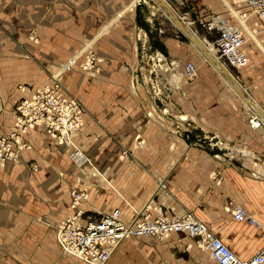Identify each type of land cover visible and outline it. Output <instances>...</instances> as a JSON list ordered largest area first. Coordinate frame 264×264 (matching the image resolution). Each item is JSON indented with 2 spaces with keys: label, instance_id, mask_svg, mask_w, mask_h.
<instances>
[{
  "label": "crops",
  "instance_id": "1",
  "mask_svg": "<svg viewBox=\"0 0 264 264\" xmlns=\"http://www.w3.org/2000/svg\"><path fill=\"white\" fill-rule=\"evenodd\" d=\"M20 1L32 11L34 20L42 19L39 36L43 42L39 47L33 45V55L42 56L44 66L62 62L71 66L69 60L74 54L75 60L83 61L80 54L93 44V52L101 59V73L84 84L82 76L76 74L80 70L67 73L65 78V86L70 88L80 82V90L73 89L91 111L85 117V129L72 137L71 146L75 143L79 161L67 151L71 146L50 141L45 131L37 128L26 138L31 149L22 152L17 162L0 167V264H87L65 253L57 235L61 223L73 213L74 188L89 192L88 216L93 219L116 214L131 224L147 208L152 209L154 216L161 211L167 216L196 218L239 259L252 258L264 246V172H253L256 174L253 177L226 175L227 165L211 154L205 142H195L194 130H170L169 141V130H160L153 93L148 96L144 91L145 99L136 100L130 85L123 82V72L133 74L137 59L149 50H156L158 69L165 64L161 63L159 56L163 55L159 51L168 56L173 72L180 67L179 41L163 37L161 29L154 24L156 14L145 11L147 3L143 0ZM252 17L259 26L256 34L263 35L259 20ZM249 21L244 16L240 26L247 30ZM11 62L14 63L11 67L0 65L4 83L0 91H14L12 87L21 79L26 81L31 97L34 88L52 84L49 72L36 69L31 63H27L25 78L19 79V64ZM203 65L197 68L194 80L186 79L179 85L173 79L170 81L176 128L186 117L187 125L191 126L192 117L200 115L202 122L196 125L203 136L210 127L226 135V129L233 123L220 116L221 97H226L230 89L210 64ZM72 78H76L74 83ZM154 94L157 100L158 91ZM23 98L14 104L12 98L1 93L0 110L3 102L11 107L14 104L15 114ZM8 106L7 111H12ZM121 112L128 122L117 123ZM4 122L7 125L6 119ZM11 122L13 127L14 117ZM10 125L7 130H0V138L9 134ZM33 167H37V172ZM217 175L223 181L215 178ZM229 201L245 208L261 227L236 222L227 211ZM176 235L185 234H173L166 240L130 237L119 245L108 264H198L196 248ZM192 242L195 245L193 239ZM206 261L201 264H213L209 254Z\"/></svg>",
  "mask_w": 264,
  "mask_h": 264
},
{
  "label": "rangeland",
  "instance_id": "2",
  "mask_svg": "<svg viewBox=\"0 0 264 264\" xmlns=\"http://www.w3.org/2000/svg\"><path fill=\"white\" fill-rule=\"evenodd\" d=\"M143 1L147 3L145 7L147 14H156L157 20L155 19L154 24L157 29H161L163 32V37L174 38L179 41L181 52L179 55L180 58L178 65L180 67L179 69L175 68L173 72L172 66L169 64L170 61L168 56L159 51V53H161V55L164 57L163 58L162 56H159L161 63L164 62L165 64L162 63L164 66H161L159 67L160 69H158L156 67V50H149L147 54H144L140 56L139 59H137V66L133 71V74L129 72H123V82L130 85L133 97L140 101V98L145 99V97L142 95L144 91L147 92L148 96H151L150 94L153 93V102L154 107L156 106L155 108L158 112L157 116L159 119V126L161 128L160 130H169L167 131L168 140L171 141L172 132L170 130H194L193 134L195 136V142L198 143L199 140L205 142V145L211 149V154L220 157L227 165L225 166L226 175L228 174L229 176H233L234 174H238L237 176L248 175L253 177L256 176V174H253V172H257V170L264 172V128L252 129L250 127L249 119L251 113L249 109L246 108V105H244V102L240 99V97L228 86L227 87L230 89V91L228 92L227 96L221 97L222 109L220 113L222 118L228 120L230 123H233L232 127L226 129V135H220L218 130L216 131L213 127H210L207 131L208 134L203 136L201 128L196 125V123L198 124L199 121L202 122L200 115H197L195 118L192 117L194 122H190L191 126L187 125L188 120L186 119L188 117H186L183 122L179 121L180 124L178 125V128H176V113L172 112L171 110L172 88L170 86V81L173 79V81L179 85L181 81L186 80L183 67H185V65L188 63H193L198 69L204 67L203 64L208 63L198 53L192 43L174 25L170 18L164 14L163 9H161L157 3H155L153 0ZM169 1L173 3L172 7L178 16L184 20L186 25L188 24L187 26H189V28L194 31L199 39L212 45L217 35L215 33H209L203 26L201 22L202 20L204 23H206L209 18L218 15L222 16V19L225 23L228 24L229 22L231 24H238L240 26V19L244 18V16L248 17V20L250 21L248 23L245 22L248 26V31L246 28L242 27V29H244L246 33L245 35L247 42V52L249 55V65L243 70H233L228 67L227 68L230 70L233 77L238 81L242 88L246 91V93L251 97V99L258 101L261 104L264 111V36L256 34V32L259 33V26L249 14V12L247 13V8L244 6V4L241 3L240 0H184V2L181 4L177 3L178 0H168V2ZM24 3L25 2H21L20 0H0V65H8L11 67V65H14V63L11 61H17L19 64V66H17L19 79L25 78L27 75V63L34 64L36 69L48 71L53 81L55 79L58 80L70 96L77 98L81 102L86 110V115L91 114V111L86 105L85 101L81 100L76 95V90H80V82L78 81L77 84L72 85L73 88L76 87L75 90L65 86V78L68 76L67 73L80 70L78 72L81 73L76 74L82 76V79H84V84L91 82V79L94 76L101 73L100 57H98L99 70L97 72L86 71L83 68V64L86 61L88 52H91L94 49L93 44L91 49H86L80 54V58H82L83 61L79 60V58L75 60L76 58L74 57V54L73 58H70L69 60V63L72 64L71 66H69L68 62L44 66L42 62V56L36 54L33 55V45H35V47H39L43 42L39 36V30H41L43 22L41 18L40 20H34V15L31 13L32 11H30L28 6H26ZM143 4L145 5V3ZM252 30H254L253 33H251ZM250 33L251 36L248 35ZM2 48L4 50L3 52H1ZM6 48H8V51L5 52ZM182 49H188V51H183ZM213 50L216 53L214 46ZM216 55L219 57L217 53ZM222 61L220 62L225 64V62ZM76 78H72L71 82L74 83ZM222 80L225 82L223 78ZM25 83V80L20 79L14 84V87H12L15 89L14 91H11V89L9 91L2 89L0 94H7V97H9V99L12 98V102L15 104L20 98H27L31 95L30 90L27 88ZM3 84L4 83L0 73V85H2V88H4ZM41 87L34 89L36 91ZM155 90L158 91L157 100L154 96ZM87 93L89 94V91H87ZM224 101L226 102L225 106L223 105ZM14 104L11 107V105L8 106L6 105V102H3L2 110H0V130H7L6 127L10 124H13V122H11V118L13 120ZM7 106L11 107L13 110L7 111ZM120 114L122 116L117 120V123L123 124L124 122H128L123 112ZM182 116L184 115H179V117ZM4 119L7 120V125L5 124ZM95 122L101 125L99 121L95 120ZM233 128L236 130H230ZM8 129L11 130L12 125H10V128ZM204 129L206 130V128ZM105 133L106 131H103V134ZM74 146H71L70 149L67 148V151H69L71 157V154L76 152L74 150ZM253 163L258 164V166H253ZM85 191L87 192V190ZM86 207H88V203L86 204ZM176 236H178V238L181 240L184 239L187 240V242L189 241L191 243L190 245H192L193 248H196L194 250L197 252H194L196 256V263L201 264V261L203 260L205 263H207L206 259L209 252L193 245L192 239L187 235Z\"/></svg>",
  "mask_w": 264,
  "mask_h": 264
},
{
  "label": "built area",
  "instance_id": "3",
  "mask_svg": "<svg viewBox=\"0 0 264 264\" xmlns=\"http://www.w3.org/2000/svg\"><path fill=\"white\" fill-rule=\"evenodd\" d=\"M251 16H255L264 35V0H241ZM209 33L217 35L213 46L218 58L233 70H243L249 65V55L245 50V31L238 24L224 22L222 16H213L206 23L201 21ZM99 59L93 51L88 52L83 68L98 71ZM198 70L193 63L184 68L187 80H194ZM86 110L81 102L70 96L58 80L36 90L31 97L19 101L14 125L6 136L0 138V167L17 162L19 155L31 149L26 140L30 132L37 128L45 131L50 141L60 146H71L72 136L85 127ZM249 124L252 129L264 128V119L251 114ZM72 158L80 160L78 152ZM32 170L37 172V167ZM219 181L223 177L217 175ZM89 194L74 188L71 191L73 213L57 230L58 239L67 254L81 259L87 264H108L119 245L130 237H149L166 240L173 234H185L194 240L195 246L209 252L213 264H264V246L250 259H239L231 249L196 218L167 216L161 211L156 216L147 208L138 214L131 224L122 221L116 214L103 215L99 219L88 216L86 204ZM227 211L239 223H247L257 228L261 224L234 201H229Z\"/></svg>",
  "mask_w": 264,
  "mask_h": 264
},
{
  "label": "water",
  "instance_id": "4",
  "mask_svg": "<svg viewBox=\"0 0 264 264\" xmlns=\"http://www.w3.org/2000/svg\"><path fill=\"white\" fill-rule=\"evenodd\" d=\"M155 3H157L161 8H164L168 15L170 16L171 21L174 23V25L181 31V33L194 45H196L198 48H200V50L202 51V55L205 57V59L208 61V63L217 71L219 72L221 75H223L231 84V86L235 89L236 93L238 94V96L241 98L242 101H244L245 103L251 105L254 107V105L247 100L244 92H242V90L235 84V80L233 78L232 73L230 72V70L228 68H225L223 66H221L219 64V62L212 57L206 46L198 39L193 37L188 30L186 29L184 23L182 22V20L180 19V17L177 16V14L174 12V10L172 9V7L168 4V2L166 0H153ZM260 113L263 114V112L261 111Z\"/></svg>",
  "mask_w": 264,
  "mask_h": 264
},
{
  "label": "bare ground",
  "instance_id": "5",
  "mask_svg": "<svg viewBox=\"0 0 264 264\" xmlns=\"http://www.w3.org/2000/svg\"><path fill=\"white\" fill-rule=\"evenodd\" d=\"M167 1V0H166ZM169 4V3H168ZM170 5V4H169ZM171 6V5H170ZM172 7V6H171ZM161 9H163V11H164V14L167 16V17H169L170 18V16L168 15V13H167V11L164 9V8H161ZM172 9H173V7H172ZM174 10V9H173ZM174 12H175V10H174ZM176 13V12H175ZM177 14V13H176ZM177 16H178V14H177ZM179 17V16H178ZM181 19V18H180ZM171 20V19H170ZM182 20V22L184 23V25H185V27H186V29L188 30V32L193 36V37H195V38H198L199 39V37L194 33V31H192L190 28H189V26H187L186 25V23L184 22V20L183 19H181ZM205 46H206V48H207V50H208V52H209V54L212 56V57H214L218 62H219V64L221 65V66H223V67H225V68H227V66L224 64V63H221L220 61H222V60H220V58H218L217 57V55H216V53L214 52V50H213V45L212 44H210V43H207L206 41H203V40H201V39H199ZM193 46H194V48L198 51V53L204 58V60L208 63V61L205 59V57L202 55V51L200 50V48H198L196 45H194V44H192ZM220 60H218V59ZM223 62V61H222ZM209 64V63H208ZM218 74H220L219 72H218ZM220 76L225 80V82H226V84H227V86L232 90V91H234V93H236V91H235V89L231 86V84L229 83V81L223 76V75H221L220 74ZM234 78V77H233ZM234 80H235V84L242 90V92H244V94H245V96H246V98H247V100H249L253 105H254V107L253 106H251V105H249V104H247V103H245L244 101V105H246V108H248L249 109V111L250 112H252V114H256V115H258V116H260V117H262L263 119H264V111H263V108H262V106H261V104L258 102V101H256V100H253V99H251V97L246 93V91L242 88V86L238 83V81L234 78ZM237 94V93H236ZM238 95V94H237ZM241 99V98H240ZM263 112V114L262 113H260V112ZM85 129V128H84ZM83 129V130H84ZM73 137V136H72ZM258 171V170H257ZM258 173H261L260 171H258ZM90 197V196H89ZM245 209V208H244ZM246 210V209H245ZM248 213V212H247Z\"/></svg>",
  "mask_w": 264,
  "mask_h": 264
}]
</instances>
